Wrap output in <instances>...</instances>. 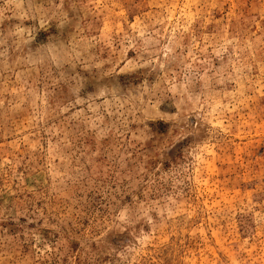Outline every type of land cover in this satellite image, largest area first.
<instances>
[{
    "label": "rangeland",
    "instance_id": "obj_1",
    "mask_svg": "<svg viewBox=\"0 0 264 264\" xmlns=\"http://www.w3.org/2000/svg\"><path fill=\"white\" fill-rule=\"evenodd\" d=\"M0 264H264V0H0Z\"/></svg>",
    "mask_w": 264,
    "mask_h": 264
}]
</instances>
